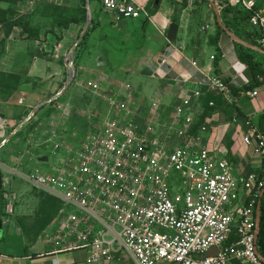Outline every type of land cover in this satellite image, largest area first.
Masks as SVG:
<instances>
[{
	"label": "built area",
	"instance_id": "built-area-1",
	"mask_svg": "<svg viewBox=\"0 0 264 264\" xmlns=\"http://www.w3.org/2000/svg\"><path fill=\"white\" fill-rule=\"evenodd\" d=\"M220 1V9L230 2L253 13L249 24L264 50V6L256 9L255 0ZM101 5L124 20L145 14L129 0H101ZM173 51L168 43L163 57ZM204 84L230 97L225 79L207 77ZM91 86L98 93L99 87ZM125 90L128 95L105 97L110 111L102 126L80 141L52 134L46 147L56 162L51 173L20 174L60 204L43 233L46 245L56 253L85 251L87 264H264L257 229L264 174L240 181L223 147L212 150L192 138L174 147L163 141L154 119L142 117L132 86ZM188 107L185 101L176 108L186 121L183 137L190 133ZM30 115L20 124L0 116V150L35 116ZM241 126L244 143L264 160V133L249 119ZM4 202L12 214L17 194L7 191Z\"/></svg>",
	"mask_w": 264,
	"mask_h": 264
},
{
	"label": "crops",
	"instance_id": "crops-1",
	"mask_svg": "<svg viewBox=\"0 0 264 264\" xmlns=\"http://www.w3.org/2000/svg\"><path fill=\"white\" fill-rule=\"evenodd\" d=\"M60 1L61 5L75 9L65 14L69 16L68 18L75 16L76 19H80L82 17L80 9L86 10L92 30L86 43L88 53L104 59V56L114 54V50H117L123 56L124 54L130 56L129 65L120 69L126 73L128 80H135L136 88L132 87L135 98L138 99V94L144 93L143 88L149 91L145 87H150L152 84L159 88V93L157 97L151 94L147 97L156 108H161L162 104L165 106L172 103V108H176L185 101L189 102V107L186 109V115L191 120L189 138L201 140L212 150L223 147V156L232 163L234 173L240 181H243L250 173L264 174V160L253 145L248 146L244 143L241 128L243 120L249 119L264 133L261 127V121L264 118V78L258 79L260 85L252 92L242 91L244 87L254 82L252 69L245 60L259 63L264 69V50L258 42L260 37L258 31L250 24L242 23L240 19H232V17L223 19L221 10L226 4L230 5V2H224L223 8H218L216 11L209 0H129L142 7L145 14L137 20H124L113 13L104 11L101 0ZM218 1L220 0H216ZM220 23L223 26V32L218 39ZM79 25L72 24L68 30L63 28L64 35L59 41L56 35H49L48 43L41 46L48 49V45L52 43L56 45V50L67 48L74 38H78L81 27ZM4 27L0 24V36L4 33L2 37L7 39ZM57 36H61L60 32ZM76 39L73 42L76 44L72 48L78 47ZM168 43L172 44L174 51L165 59L163 56ZM212 57L215 59L212 60ZM100 58L96 61V70H102L101 68H104L106 64L105 61L102 63ZM194 62L198 64L197 69L191 65ZM215 76L227 81L231 92L230 97L219 91L210 90L204 84L207 77ZM59 85L60 83L57 87ZM127 85L130 84L119 83L114 98L121 94L128 95L129 92L125 90ZM231 87L239 90L240 94L237 97L232 94ZM62 91H57L54 96ZM256 91L258 96L252 97ZM64 96L65 93L59 99ZM22 99L19 97L17 100L14 98L10 100L16 115L10 110L12 106L11 108L8 106L0 111V116L7 115V118L15 123L28 111L33 112L40 105H31ZM139 106L144 119L149 116L154 119L152 114H146L150 103L148 107ZM44 107L35 116L41 113ZM231 108L235 111L233 117L230 113ZM162 110L164 114H167L168 110H165V107H162ZM237 118L240 120L239 124L234 123V119ZM155 124L159 126L157 121ZM25 153L28 155L29 152ZM44 158L43 156L40 159L44 161ZM3 168L7 173L6 164ZM2 183V191L7 193V178L2 177ZM5 213L6 216L0 219L6 229L3 238H0V264H87L85 251L54 252L52 247L46 245L43 237L45 231L33 244L25 241L20 254H7V212ZM39 240L42 241L44 249L34 251L33 247Z\"/></svg>",
	"mask_w": 264,
	"mask_h": 264
},
{
	"label": "rangeland",
	"instance_id": "rangeland-1",
	"mask_svg": "<svg viewBox=\"0 0 264 264\" xmlns=\"http://www.w3.org/2000/svg\"><path fill=\"white\" fill-rule=\"evenodd\" d=\"M256 1L261 8L264 6V0ZM60 2V0H0V22L7 21V26L4 27L7 39L2 37L4 33L0 36V111L12 106L10 103L12 98L17 100L20 97L25 103L28 101L31 105H41L55 97L57 91L64 90L69 80L71 53L75 69L74 79L64 98L56 101L53 106L45 105L33 126L35 130L31 129L19 139L13 138L7 147L0 150L1 177L7 178V191L17 194L13 213H7V254H20L25 241L28 244L35 243L42 232L52 224L53 221L51 223L50 221L55 214L57 215V204L54 199L43 191L31 188L20 179V174H31L36 171L51 173V168L56 162L46 147L50 145L47 141L52 134L56 133L63 139H69V135L75 136L72 137L73 141H80L83 135L102 126L110 111L105 97L114 98L119 83L128 82L135 87V80L132 79V83L120 69L129 65L130 56L126 54L123 56L117 50H114V54L104 56V59L99 57L100 61L102 63L105 61L106 64L102 70H96L98 56L86 51L87 38L92 31L90 25L85 31L87 16L86 19H76L75 16L63 19L64 14H69L75 9L61 5ZM229 7L239 9L241 6ZM80 10L82 12L84 9ZM70 21H77L81 26L78 38L73 39V42L75 39L78 41L77 48H72L76 44L73 42L67 48H58L59 50H56V45L52 43L48 45V49L41 46L48 43L47 38L51 34L56 35L58 41L61 40L64 35L63 28L68 30L72 26L68 24ZM58 32L61 34L60 37L57 36ZM91 85L99 87L98 93H94ZM145 88L149 91L143 88L144 93L141 91L143 94H138L139 98H136L137 104L148 107L150 103L146 114H152L157 121L159 138L170 142L173 147L182 145L189 137L186 134L184 137L181 136L185 122L178 116L177 107L172 108V103L165 106L162 104L161 108H156L147 96L151 94L157 97L159 88L152 84ZM162 107L168 110L167 114L163 113ZM10 110L15 114L13 106ZM25 152H29L28 155ZM43 156L44 161L40 159ZM4 164L7 165V173L4 171ZM46 226L47 228L43 230ZM5 231L3 226L0 238H3ZM43 249L41 240L33 247L34 251Z\"/></svg>",
	"mask_w": 264,
	"mask_h": 264
},
{
	"label": "trees",
	"instance_id": "trees-1",
	"mask_svg": "<svg viewBox=\"0 0 264 264\" xmlns=\"http://www.w3.org/2000/svg\"><path fill=\"white\" fill-rule=\"evenodd\" d=\"M260 8L261 7L257 4L256 9H260ZM221 14L223 15V19H228V17H232V19H240L242 23L249 24V20H250L253 13L246 11L242 7H240L239 9H232L231 7H229L228 4H226V6L221 10ZM64 18L67 19L68 17H66V15L64 14ZM80 19H86V10L85 9L82 11V17ZM74 23L77 24V21H70L68 24H74ZM1 24H3L6 27L7 21H3ZM66 26L68 27V25H66ZM222 29H223V27L219 24L218 25V33H219L218 39H219V36L223 32ZM245 61H246V63H248V65L252 69L253 76H254V82L251 85L244 87L242 91L245 93H250L260 85L258 79L261 77L264 78V69L262 68V66L259 63H255L252 60L251 61L245 60ZM231 90H232V94L235 97H237L240 94L239 90L234 88V87H231ZM62 99H59L58 101H61ZM55 104H56V102H54L51 106H53ZM31 112H32V110L28 111L26 113V115L20 117L18 119V123L20 124L21 122H23L24 118H27ZM234 112L235 111L231 108L230 113H231L232 117H233ZM39 116H40V113H38L36 116H34L31 119V121L15 136V138L19 139L20 137L26 135L28 133V131H30L31 129H32V131L35 130L33 128V126L36 123V121L38 120L37 118ZM261 127H262V129H264V118L261 121ZM0 176H1V174H0ZM54 201L57 204V210H56V213H57V211L60 207V204L58 203L57 200L54 199ZM5 212H6V204L3 201V191H1L0 192V219H2V217H3L2 214H4V216H5V214H6ZM260 212H261V221H260L258 245L260 248V254L264 258V195L262 196L261 201H260ZM55 216H56V214H55ZM55 216L52 218L50 223L53 221ZM50 223L48 225H50ZM46 228H47V226L43 230H45Z\"/></svg>",
	"mask_w": 264,
	"mask_h": 264
},
{
	"label": "water",
	"instance_id": "water-1",
	"mask_svg": "<svg viewBox=\"0 0 264 264\" xmlns=\"http://www.w3.org/2000/svg\"><path fill=\"white\" fill-rule=\"evenodd\" d=\"M210 1V3L214 6V8H215V10L217 11L218 10V8H219V6L217 5V2H216V0H209ZM89 25H90V18H88V22H87V25H86V28H85V31L88 29V27H89ZM220 25H221V23H220ZM223 27V26H222ZM85 31H84V33H83V35L85 34ZM228 34L231 36V33L230 32H228ZM82 35V36H83ZM71 57H72V53L70 54V61H71V63H70V65H69V80H68V83H67V85L65 86V88H64V90L62 91V93H60V94H58L57 96H55V97H53L52 99H50V100H48L46 103H44V104H42V105H39L32 113H31V115H30V118L31 117H33L42 107H44L46 104H51V103H53V102H55V101H57L68 89H69V87H70V84H71V82L73 81V79H74V75H75V69H74V63H73V61H72V59H71ZM26 124V122H24L22 125H21V127H23L24 125ZM3 187V183H2V177H0V191H2V188ZM264 195V192H263V194H262V196ZM260 221H261V212H260V209H259V211H258V213H257V229H258V238H259V229H260ZM2 227H3V223H2V221L0 220V230L2 229ZM263 260H264V258L263 257H261Z\"/></svg>",
	"mask_w": 264,
	"mask_h": 264
}]
</instances>
